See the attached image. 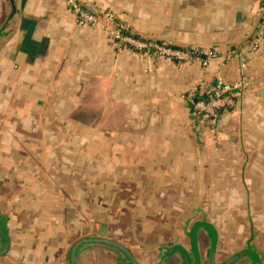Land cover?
I'll return each mask as SVG.
<instances>
[{
  "label": "crops",
  "instance_id": "obj_1",
  "mask_svg": "<svg viewBox=\"0 0 264 264\" xmlns=\"http://www.w3.org/2000/svg\"><path fill=\"white\" fill-rule=\"evenodd\" d=\"M257 4L255 0H219L217 16L210 19L216 21L213 27L205 33L187 25V31L177 33L178 42L194 43L198 35L225 43L251 33L250 18ZM188 13L182 16L189 19ZM57 17L51 0H0V183L12 182L6 178L8 173L17 175L27 194L25 200L23 191L11 188L7 208L11 207L15 218L22 216L26 206L36 213L67 210L68 201L73 202L69 190L77 181V176L68 174L69 165L83 169L90 163L89 180L94 182L100 150H107L108 165L121 158L116 150H127L125 158L129 155L131 160H124L130 161L125 165L133 166L127 173H137L135 167L140 165V176L150 180L174 181L183 176L208 180L202 174L212 173L213 157L230 160L222 151H212L203 126L206 119L196 113L189 94L195 90L196 96L204 95L218 78L237 80V57H226V49L220 56L209 55L206 69L198 61L162 59L154 71L147 72L142 57L124 51L116 61L97 32ZM247 73L252 82L249 104L254 91L263 94L257 86L264 78L263 48L249 53ZM254 112L260 121L262 110ZM238 113L222 115L219 127L224 125L225 136L241 132L242 128L234 127ZM253 129L247 137L254 146L257 174L263 175L259 169L264 170V125ZM67 150L73 152L67 154ZM113 169V174H120L117 167ZM0 189L1 202L7 188L0 184ZM8 217L9 213L0 211V231L8 234L11 243L9 228L14 219L11 222Z\"/></svg>",
  "mask_w": 264,
  "mask_h": 264
},
{
  "label": "rangeland",
  "instance_id": "obj_2",
  "mask_svg": "<svg viewBox=\"0 0 264 264\" xmlns=\"http://www.w3.org/2000/svg\"><path fill=\"white\" fill-rule=\"evenodd\" d=\"M255 1L257 10L250 18L254 23L252 32L225 43H214L198 35L194 37V43H180L177 35L187 31V25L207 33L209 26L213 27L216 22L210 19L217 16L214 10L219 8L216 5L219 0H51V3L59 20L97 32L100 40L112 49L116 61L119 54L129 51L142 57L146 63L145 71L152 72L162 59L178 63L198 61L203 67V56H220L225 49L228 51L226 57L236 59L231 54L233 48L237 47L235 51H238L248 47L252 37L264 29V1ZM73 3L94 14L98 23L79 22L72 9ZM187 11L189 19L182 16ZM120 30L138 34L146 41L121 35ZM171 46L187 48L180 52L190 54V58L177 60L163 50L156 53L149 50L150 47L164 49ZM257 86L263 94L254 91L248 104V92L243 93L232 109L220 112L214 133L207 120L203 125L212 151L220 150L230 158L213 157L209 165L212 173L202 174L208 180L192 181L181 175V179L174 181L150 180L140 176L143 170L140 165L135 167L137 173L131 175L127 172L133 166L125 165L130 161H124L131 160L129 155L125 158L127 150L115 151L117 157H121L115 160V165H108L105 160L107 150H100L99 174L94 182L89 180L90 163L83 165V169L69 165L68 174L77 176V181L72 182L76 187L69 190L73 202L67 200V210L64 207L61 213H36L28 211L26 206L22 216L15 218L11 207L7 208L11 203V188L17 193L23 191L25 200L27 194L19 177L8 173L4 177L13 180L0 183L7 188L0 211L9 213L8 218L11 222L14 219V223L9 228V252L0 257V264H70L72 246L89 237H104L124 245L140 264H158L173 245H181L191 254L190 231L199 221L210 222L217 230L216 264H222L246 249L264 258V174H257L259 167L252 157L254 146L247 137L255 130L254 126L264 125V78ZM255 110H262L260 121L255 120ZM236 111L239 113L234 118L237 125L234 127L242 128L241 132L225 136L224 125L219 127L220 119L223 114L229 116ZM225 143L229 146L227 150ZM71 151L67 150V154ZM113 167H117L116 172L120 174H113ZM93 168L95 170V166ZM200 168L202 172L206 171L203 165ZM102 224H107L106 236L99 233ZM197 242L201 264H209L212 239L205 229H198ZM81 246L76 264H130L126 256L112 246L99 243ZM168 264H183V261L175 254ZM234 264H253V261L245 256Z\"/></svg>",
  "mask_w": 264,
  "mask_h": 264
},
{
  "label": "built area",
  "instance_id": "obj_3",
  "mask_svg": "<svg viewBox=\"0 0 264 264\" xmlns=\"http://www.w3.org/2000/svg\"><path fill=\"white\" fill-rule=\"evenodd\" d=\"M72 9L75 12L77 20L82 24L87 23L95 25L98 23L97 17L94 14L81 8L78 4L73 3ZM120 33L121 35L123 34L122 30H120ZM262 47H264V29L259 30V32L252 37L248 47L234 51V55L238 58L240 63V77L237 80L224 81L222 78H218L216 85L208 89L205 92V97L200 100L196 99L195 90L190 92L189 97L193 101L196 113L204 117L207 115V118L205 117V119L213 127L211 130L212 133L215 132L214 126L219 122L220 112L232 109L236 105L237 99L240 98L243 93L251 90L252 82L247 73L248 55L249 53L258 51ZM151 48L155 49L154 53L163 50L166 55L177 60H188L190 58V54L181 53L180 50L171 47L164 49L160 47H150L149 50ZM211 55L212 54H210V56ZM207 56L209 57V55H206V58L202 59L204 69L208 67Z\"/></svg>",
  "mask_w": 264,
  "mask_h": 264
},
{
  "label": "water",
  "instance_id": "obj_4",
  "mask_svg": "<svg viewBox=\"0 0 264 264\" xmlns=\"http://www.w3.org/2000/svg\"><path fill=\"white\" fill-rule=\"evenodd\" d=\"M237 18L238 20L239 18H241V13L238 14ZM150 52H155V49L151 48ZM205 117L207 118V115H205ZM199 228H204L212 238V250H211V254L209 258V264H216L215 256H216V247H217V242H218V234H217L215 227L212 224L208 222H203V221L196 222L192 226L191 231H190V240H191L192 251L195 257V264H201L199 250L197 246V243H198L197 242V231ZM99 233L102 236L107 235V224H102V228L99 230ZM83 243H102V244L112 246L120 250L122 253H124L129 258L131 264H140L139 262H137V260L135 259L133 253L131 252L129 248L125 247L124 245L114 240H109L104 237H89V238H84V239L77 241L72 246L70 253H69L70 264H76V255H77L80 245ZM0 244L2 246V248L0 249V257H2V256H5L9 252V249H10V239L7 233L0 231ZM177 253L182 258L183 264H193L190 253L181 245L171 246L168 249L165 256L162 258V260L158 264H168L170 259ZM245 256L251 257L254 261V264H263L261 257L256 252L252 251L251 249H246V250H242L238 252L237 254H235L234 256H232L231 258H229L222 264H234L238 260H240L242 257H245Z\"/></svg>",
  "mask_w": 264,
  "mask_h": 264
},
{
  "label": "trees",
  "instance_id": "obj_5",
  "mask_svg": "<svg viewBox=\"0 0 264 264\" xmlns=\"http://www.w3.org/2000/svg\"><path fill=\"white\" fill-rule=\"evenodd\" d=\"M122 33H123V35H127V36H130V37H132L133 39H135V40H140V41H146L144 38H142L140 35H138V34H131V32H126V31H122ZM171 48H173V49H179V50H186L187 48H183V47H178V46H171ZM205 97V93H204V95H202V96H200L199 94L196 96V99L197 100H200V99H203ZM83 244H85V243H83ZM99 244H102V243H99ZM82 245V244H81ZM80 245V247H82ZM80 247H79V249H78V251L80 250ZM78 253V252H77ZM124 254V253H123ZM125 255V254H124ZM126 256V255H125ZM165 256V255H164ZM126 258L128 259V261H129V263L131 264V262H130V260H129V258L126 256ZM253 260V259H252ZM254 264V263H253Z\"/></svg>",
  "mask_w": 264,
  "mask_h": 264
},
{
  "label": "flooded vegetation",
  "instance_id": "obj_6",
  "mask_svg": "<svg viewBox=\"0 0 264 264\" xmlns=\"http://www.w3.org/2000/svg\"><path fill=\"white\" fill-rule=\"evenodd\" d=\"M0 245H1V244H0ZM1 248H2V246H1ZM177 254H178V253H177ZM190 255H191V260H193L192 263L195 264V257H194L193 251L191 252ZM199 256H200V255H199ZM209 258H210V257H209ZM261 260H262V262H263V264H264V258L261 257ZM252 261H253V260H252ZM253 263H254V261H253Z\"/></svg>",
  "mask_w": 264,
  "mask_h": 264
}]
</instances>
